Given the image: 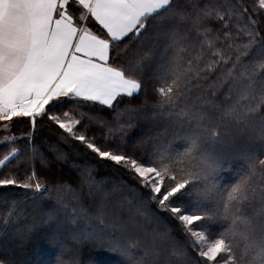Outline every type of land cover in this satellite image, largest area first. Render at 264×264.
<instances>
[{"label":"snow or ice","instance_id":"6c2138e0","mask_svg":"<svg viewBox=\"0 0 264 264\" xmlns=\"http://www.w3.org/2000/svg\"><path fill=\"white\" fill-rule=\"evenodd\" d=\"M145 38L157 43L129 56ZM156 50L152 116L166 121L171 140L157 137L140 155L116 142L105 117L119 120L116 105L145 89V64ZM0 124L7 133L0 190L15 193L0 208L3 233L27 204L44 207L47 193L69 207L68 182L35 171L37 161L50 164L35 142L37 125L46 124L61 143L78 150L71 142H79L134 182L113 187L127 191L114 197L118 209L126 202L127 215L106 211L104 202L91 213L73 196L65 231L77 241L119 264H264V0H0ZM18 124L30 127L17 136ZM92 124L107 129L102 140L89 135ZM50 151L66 158L58 145ZM236 160L241 172L222 180ZM91 181L79 172L77 184ZM161 213L186 241L148 226L160 225ZM45 222L64 223L55 208Z\"/></svg>","mask_w":264,"mask_h":264},{"label":"trees","instance_id":"16d2710c","mask_svg":"<svg viewBox=\"0 0 264 264\" xmlns=\"http://www.w3.org/2000/svg\"><path fill=\"white\" fill-rule=\"evenodd\" d=\"M193 2H195V0H193ZM199 2L203 4L205 0H199ZM247 2L251 3L252 0H247ZM151 31L152 30L150 29V32ZM155 43H157V41L148 40L145 38L140 43L133 46L132 51L129 52V56L136 55L142 49H146ZM159 59V50H156L154 51L151 59L146 62L145 72L143 74L145 89L141 92V94L137 98L132 99L131 103H121L116 105L117 109L121 113L119 120L109 116L105 117L110 119L113 123V136L116 142L121 143L125 148L128 149V151L140 155L150 153L153 150L154 140L157 137L160 138V144L171 140V135H166L164 131V125L166 121L152 116L153 104L155 102L153 88L158 86L152 78V71ZM124 100L128 101L129 98L125 97ZM97 108L99 109L100 106H97ZM104 111L111 110L101 109L102 113ZM128 113L132 114L129 115ZM19 129H25V132L28 130L27 125L18 124L13 128L12 131L17 136H19L21 135V133H18ZM93 134L98 141L102 140L107 135V129L100 127L99 125L92 124L89 130V135ZM4 135L5 134L2 130L0 132V140ZM35 142L39 150L46 154L50 161L49 167L47 169H42L40 162H36L34 166L35 171L38 174H41V179L43 180L45 177H47L48 180L54 182H68L70 186V195H77L79 198V203H83V205L91 213L96 212L99 198L87 197L86 188H81L79 190L80 185L77 184V178L80 171L76 169L71 170L69 165L82 167L86 172H90L92 180L96 183H99L97 186L102 185V187L106 188L110 183L115 185L119 183L122 184V186L124 184L132 185L134 183L127 175H123L122 172L117 173L114 169L105 167L104 162L100 161L98 158H95L94 154L89 153L82 146H79V142H71L78 146V150H73L68 144L61 143L57 133L49 131L46 124L37 125ZM57 145L65 150V159L59 161L54 159L50 148ZM176 147L179 148L181 146L177 144ZM73 161H76L77 163L74 164ZM227 168L233 171L232 174L229 175L230 173L226 172L225 170L221 178L225 181H232L237 177L238 173L241 172L242 164L239 160H236L231 162ZM91 169H93V171H91ZM99 169L103 171L105 170L109 174H100ZM15 191L23 192L24 190ZM125 193L126 190L121 194L124 195ZM14 194L15 193H4L3 190H0V208L4 206V197L6 195ZM29 195H31V193H29ZM46 197L47 198L42 202L44 207L34 206L31 203L27 204L25 208L21 209L19 221L9 227L8 233L5 234L0 231V264H14L13 260L20 257L22 259H30V261L26 262L25 264H76L75 262L78 264H119L120 258L118 256L110 254L107 251L98 250L92 242L81 243L78 241L79 247H74V243L66 242L64 245L68 248L67 251L59 253V251L53 249V247L49 244L52 243L51 241H55L54 236L57 233L52 231L53 224L51 223H46L44 225L38 224L36 229H29L31 232L29 230L24 231L28 232V237L26 240L23 239L22 235L21 240H24V242L20 241V239L13 238V234L16 231H23L25 228L28 229V219H38L42 216H45L53 208H55L56 212L64 211L68 215L72 213V203L69 201H65L69 205L68 208H64L63 206L56 203V192L53 191L47 193ZM20 199H24V197L20 196ZM107 200L108 206L114 205V202L116 201V199L111 196L108 197ZM120 211L123 215H125V209H120ZM76 215H83L79 207L76 209ZM161 216L164 217L161 222L163 223L165 229L179 240L186 241L184 233L180 230L179 223L175 220H172L166 213H161ZM0 227H2V220H0ZM68 228H70L69 221H66L63 223V225H60V230L63 235L60 237V239H62L66 234H70V232L65 231V229ZM4 246L9 250V254H6L5 250L2 249ZM189 251L191 252V249H189ZM192 255L199 259L196 253L192 252ZM42 257L44 260L40 261Z\"/></svg>","mask_w":264,"mask_h":264},{"label":"rangeland","instance_id":"374dc122","mask_svg":"<svg viewBox=\"0 0 264 264\" xmlns=\"http://www.w3.org/2000/svg\"><path fill=\"white\" fill-rule=\"evenodd\" d=\"M16 119H19V120H25L26 118H16ZM26 125V124H25ZM29 125H27V128L29 129ZM3 130V127H2V124H0V132ZM18 133H21V134H24L25 133V129H19L18 130ZM4 134H7V133H4ZM3 140V138H1V140L0 141H2ZM69 168L71 169V170H73V169H76V170H78V171H85L84 170V168H82V167H77V166H74V165H69ZM238 170V169H237ZM91 171H93V169H91ZM226 172H228V173H230L229 175H231L232 174V170H230V169H226ZM99 173L100 174H103V175H108L109 173L107 172V171H103V170H100L99 169ZM102 183V182H101ZM97 184H99V183H96V182H94L93 180L91 181V184L89 185V184H83V185H80L79 186V190L81 189V188H83V189H87V193H86V196L87 197H90V198H99V200H98V202L99 203H101V202H104L105 204H106V211H109V212H111V211H117V210H119L120 211V209H118L117 208V203H116V201L114 202V205H110V206H108V204H107V199H108V197H120L121 199H123V197L124 196H127L128 195V193H127V191H126V193L124 194V195H122L121 194V192H113V187H114V185L115 184H108V186L105 188V187H102V185L101 186H97ZM121 186H122V184H121ZM120 194V195H119ZM75 194H73V195H70V192L68 191L66 194H65V196L63 197V199H64V201H69L70 203H72V204H74V203H78L77 201H74L73 200V196H74ZM75 196H77V195H75ZM78 197V196H77ZM56 199H57V193H56ZM98 203V204H99ZM127 204H126V202H125V205H124V207L123 208H121V209H125V215H127ZM57 214H58V219L60 220V221H63L64 223L66 222V221H69L68 220V215H66V213L64 212V211H61V212H56ZM46 219H47V214L45 215V216H42V217H40V218H38V219H28V229L27 228H25L23 231H20V230H18V231H16L14 234H13V238H15V239H20V241H22V242H24V240H26V238L28 237V232H24V231H28L29 229H36L37 227H38V224L40 225V224H46ZM51 224H53V228H52V231L53 232H57V230L58 229H60V224H57L56 222H52ZM151 225H152V227H153V229H160V230H163V229H165V227H164V225H163V223L161 222L160 223V225H156V224H154V223H149L148 224V226L149 227H151ZM151 227V228H152ZM166 230V229H165ZM30 232H31V230H29ZM26 233V234H25ZM22 235H23V239L24 240H21L22 239ZM21 236V237H20ZM63 235H61V237H62ZM73 240V241H72ZM52 243H49L52 247H53V249H56L57 251H59V253H62L63 251H67V247L64 245V243H66V242H71V243H74V247H79V245H78V241L71 235V234H66L62 239H61V242L60 243H56L55 241H51ZM3 250H5V253L6 254H9L10 252H9V250L8 249H6L5 248V246L2 248ZM21 258V257H20ZM16 258V259H14L13 260V262H14V264H25L26 262H29L30 261V259L29 258ZM20 259V260H19ZM23 260V261H22ZM44 260V258L42 257L41 259H40V261H43ZM43 263V262H42ZM76 264H78L77 262H75Z\"/></svg>","mask_w":264,"mask_h":264}]
</instances>
